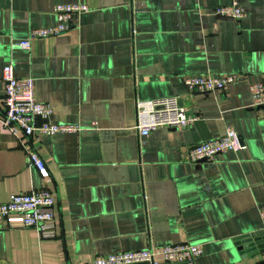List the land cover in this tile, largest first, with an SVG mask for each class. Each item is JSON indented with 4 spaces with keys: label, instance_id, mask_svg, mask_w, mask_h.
I'll list each match as a JSON object with an SVG mask.
<instances>
[{
    "label": "crops",
    "instance_id": "obj_1",
    "mask_svg": "<svg viewBox=\"0 0 264 264\" xmlns=\"http://www.w3.org/2000/svg\"><path fill=\"white\" fill-rule=\"evenodd\" d=\"M240 20L214 15L232 0H0L2 70L33 79L53 121L79 130L28 139L43 179L0 124V203L30 189L54 197L55 238L0 224V264H94L99 256L153 245H198L192 264L242 259L233 239L264 236V108L248 86L264 83V0H238ZM83 4L71 28L10 46L58 24L56 5ZM236 74L224 91L191 93L190 75ZM178 96L197 117L184 129H134L138 100ZM233 129L241 148L191 163L189 147Z\"/></svg>",
    "mask_w": 264,
    "mask_h": 264
},
{
    "label": "built area",
    "instance_id": "obj_2",
    "mask_svg": "<svg viewBox=\"0 0 264 264\" xmlns=\"http://www.w3.org/2000/svg\"><path fill=\"white\" fill-rule=\"evenodd\" d=\"M88 7L83 4L56 5L54 13L58 16V24L52 27L31 29L28 38L10 46H17L29 50L30 42L34 39L60 35L71 28V16L86 13ZM244 14L238 0H232L228 6H218L214 15L240 20ZM236 74H203L184 77V86L191 93H211L224 91L229 85L237 81ZM4 82L3 111L0 114L1 128L16 138L24 149L30 166L37 169L43 179L49 173L38 154L28 144L33 135L53 136L56 133H71L79 130L75 125H64L53 121V110L50 105L40 103L33 97V79L16 78L11 65L2 70ZM253 107H264V83H253L248 86ZM178 96L158 99L138 100L135 108L134 129L142 137H147L158 128L184 129L197 119L181 105ZM241 148L237 133L227 128L224 135L201 141L188 148L186 158L191 163L213 161L219 154L227 151H238ZM54 197L49 189L32 188L28 192L19 193L9 201L0 203V224L5 222L9 226L18 223L24 228L37 230L41 238H55L56 225L54 222ZM198 245H153L136 251H123L99 256L94 264H173L187 263L201 255Z\"/></svg>",
    "mask_w": 264,
    "mask_h": 264
},
{
    "label": "water",
    "instance_id": "obj_3",
    "mask_svg": "<svg viewBox=\"0 0 264 264\" xmlns=\"http://www.w3.org/2000/svg\"><path fill=\"white\" fill-rule=\"evenodd\" d=\"M230 19V18H228ZM264 108V107H262ZM237 250L242 259L248 257H255L264 253V236L242 235L233 239ZM147 264V263H142ZM173 264H187V263H173Z\"/></svg>",
    "mask_w": 264,
    "mask_h": 264
}]
</instances>
